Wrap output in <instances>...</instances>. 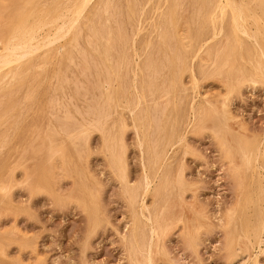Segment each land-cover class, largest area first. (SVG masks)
<instances>
[{
  "label": "rangeland",
  "instance_id": "rangeland-1",
  "mask_svg": "<svg viewBox=\"0 0 264 264\" xmlns=\"http://www.w3.org/2000/svg\"><path fill=\"white\" fill-rule=\"evenodd\" d=\"M212 1L111 0L108 19L104 13L93 23L84 18L47 56L41 50L31 59L36 68L0 84V264H147L149 244L152 264H252L256 254L257 264H264V231L259 245L252 234L257 202L243 196L251 183L243 153L264 144V71L252 69L250 41L239 49L231 39L227 17L223 42L210 40ZM234 1L264 52V0ZM49 2L0 0V48L14 25L25 18L34 23L37 15L29 12ZM191 68L196 101L221 102L222 124L187 128L184 143L156 170L147 148L175 121L183 133L195 94ZM152 94L158 101L148 122L142 112ZM144 172L151 188L143 215L151 224L128 203L127 191L141 193Z\"/></svg>",
  "mask_w": 264,
  "mask_h": 264
},
{
  "label": "bare ground",
  "instance_id": "bare-ground-1",
  "mask_svg": "<svg viewBox=\"0 0 264 264\" xmlns=\"http://www.w3.org/2000/svg\"><path fill=\"white\" fill-rule=\"evenodd\" d=\"M95 0H50L49 4L47 7L44 9H34L30 11L29 15H32L35 13L37 15V18L34 20V23L30 24V22L26 18L21 24H17V21L15 22L18 26L14 25V28H12V32L10 35L5 39V41L2 43V46L0 48V84L4 83L5 79H8L7 82H9V79H15V77L20 76L21 74L25 73L26 71H29L31 67H35L34 65H30L31 59L41 50L46 51L45 56L48 55V52L51 50L53 45L57 42H62L61 40L66 39L68 36H70L73 32L77 30L79 27L81 20L84 18H87L88 20L92 22V18L100 13H104L105 15L108 13L109 7L111 8V0H96L97 3L95 5H91L92 11L87 12L85 10L88 9L89 5L94 2ZM125 1V0H124ZM172 1V0H171ZM130 2V1H129ZM133 2V1H132ZM141 2V1H140ZM164 2V1H163ZM167 2V1H166ZM135 3V2H134ZM148 3V2H147ZM146 3V4H147ZM179 3V2H178ZM212 12L211 15L209 16V32H210V40H214L220 37V40L223 38L222 37V23L224 19L227 17L228 18V26H229V32H230V37L231 39H234L235 44L237 43L238 48L242 49V44L244 43V40L250 41L253 46V64L252 69L255 72L260 73L261 71H264V52L260 49V45L258 46V42L254 36L248 31L247 27H245V21L243 22L242 20L244 19L242 16V11L236 6V2L234 0H213L212 2ZM254 3V2H253ZM94 4V3H93ZM126 4V3H125ZM129 4V3H128ZM145 4V6H146ZM163 4V3H162ZM132 5V4H131ZM151 5V4H150ZM166 6V5H165ZM29 7V6H28ZM126 7V6H125ZM139 7V6H138ZM162 7V6H161ZM167 7V6H166ZM202 7V6H201ZM244 7H247L244 6ZM113 8V7H112ZM120 8V6H119ZM141 8V7H140ZM156 8V7H155ZM200 7H198L199 10ZM27 9V8H26ZM91 9V8H90ZM248 9V8H247ZM246 9V10H247ZM127 10V9H126ZM116 11V9L114 10ZM178 11V10H177ZM85 12V13H84ZM128 12V11H127ZM23 13V12H22ZM166 13V12H165ZM202 13V11H201ZM103 14V15H104ZM125 13H123V16ZM139 14V12L137 13ZM143 12L141 11L139 14L138 19L142 16ZM153 14V13H152ZM170 14V12H169ZM178 14V13H177ZM198 14V13H197ZM102 15V16H103ZM104 15V16H105ZM116 15V14H115ZM159 15V14H158ZM193 15V14H192ZM196 15V14H195ZM202 15V14H201ZM200 15V16H201ZM26 17L28 15H25ZM199 16V15H198ZM98 17V16H97ZM107 17V15H106ZM109 17V16H108ZM107 17V19H108ZM170 17V15H169ZM104 18V17H103ZM124 18V17H123ZM243 18V19H242ZM20 19V18H19ZM33 19V18H32ZM98 19V18H97ZM105 19V18H104ZM115 19V18H114ZM125 19V18H124ZM128 19V18H127ZM171 19V18H170ZM201 19V17L199 18ZM18 20V19H17ZM111 20V18H110ZM126 20V19H125ZM133 20V17H132ZM140 20V19H139ZM138 20V22H139ZM164 20L167 22L168 19L164 18ZM172 20V19H171ZM196 20V19H195ZM130 21V19L128 20ZM163 21V19H162ZM109 22V21H108ZM107 22V23H108ZM112 22V21H111ZM116 22V21H115ZM125 22V21H124ZM106 23V24H107ZM113 23V22H112ZM175 23V22H174ZM187 23V22H186ZM203 23V22H202ZM244 23V24H243ZM105 24V23H104ZM131 24H133L131 22ZM136 24V22H135ZM140 24V23H139ZM138 24V25H139ZM172 24V23H171ZM127 25V24H126ZM134 25V24H133ZM136 25V27H138ZM153 25V23L151 24ZM156 25V24H155ZM161 25V24H160ZM164 25V24H163ZM13 26V25H12ZM98 26V25H97ZM122 26V24H121ZM124 26V25H123ZM83 27V26H82ZM88 27H91V25L88 24ZM94 27V25H93ZM105 27V26H104ZM164 27V26H163ZM11 28V27H10ZM87 28V27H86ZM101 28V27H100ZM108 28V25H107ZM106 28V29H107ZM123 28V27H122ZM153 28V27H152ZM174 28V27H173ZM91 29V28H89ZM262 29V28H261ZM84 30V29H83ZM88 30V28H87ZM91 30H97L96 28H93ZM155 29H153L154 31ZM159 30V29H158ZM93 31V32H94ZM101 31V30H100ZM110 31V30H109ZM117 31V30H116ZM123 31V30H122ZM121 31V32H122ZM135 31V30H134ZM137 33L136 35L141 31V25L139 28H137ZM178 31V30H177ZM78 32V31H77ZM90 32V31H89ZM118 32V31H117ZM175 32V31H174ZM262 33V31H260ZM264 32V30H263ZM79 33V32H78ZM77 33V34H78ZM100 33V32H99ZM125 33V31H124ZM190 33V32H189ZM259 33V32H258ZM88 34V33H87ZM92 34V33H91ZM135 34V33H134ZM176 34V32H175ZM181 34V33H180ZM260 34V33H259ZM80 35V33H79ZM78 35V36H79ZM94 35V34H93ZM92 35V36H93ZM96 35V34H95ZM101 35V34H100ZM107 35V34H106ZM127 35V34H126ZM201 35V34H200ZM261 35V34H260ZM81 36V35H80ZM89 36V35H87ZM90 36V37H92ZM158 36V35H157ZM160 36V35H159ZM164 36V34H163ZM173 36V35H172ZM227 36V34H226ZM95 37V36H94ZM126 37V36H125ZM182 37V36H181ZM188 37V36H187ZM178 38V37H177ZM259 38V37H258ZM102 39V38H101ZM100 39V40H101ZM106 39V38H105ZM225 39V38H224ZM263 39V38H262ZM98 40V38H97ZM110 40V39H109ZM126 40V39H125ZM132 40V39H131ZM189 40V39H188ZM191 40V39H190ZM74 41V40H72ZM71 41V42H72ZM91 41V40H89ZM162 41V40H161ZM227 41V40H226ZM92 42V41H91ZM97 42V41H96ZM127 42V41H126ZM190 42V41H189ZM223 42V40H221ZM75 43V41H74ZM107 44L108 42L105 41ZM181 43V42H180ZM198 43V42H197ZM87 44V42H86ZM90 44V43H89ZM191 44V42H190ZM206 43H202L199 45V47L192 51L191 53V59H195L198 57L200 54L201 50L203 49L204 45ZM56 45V44H55ZM69 45V44H68ZM77 45V44H76ZM100 45V44H99ZM103 45H105L103 43ZM177 45H179L177 43ZM78 46V45H77ZM101 46V45H100ZM108 46V45H107ZM176 46V45H175ZM185 46V45H184ZM58 47V46H57ZM96 47V46H95ZM94 47V48H95ZM180 47V46H179ZM182 47V46H181ZM187 47V45H186ZM60 48V47H58ZM62 49V47H61ZM64 49V48H63ZM73 49V48H72ZM108 49V47H107ZM124 49V48H123ZM131 49V48H130ZM183 49V47H182ZM186 49V48H185ZM80 50V49H79ZM221 50V49H220ZM63 51V50H62ZM70 51V50H69ZM88 51V50H87ZM95 51V50H94ZM109 51V50H108ZM129 51V50H128ZM134 51V49H133ZM79 52V51H78ZM135 52V51H134ZM167 52V51H166ZM56 53V52H55ZM90 53V52H89ZM101 53V52H100ZM112 53V52H111ZM110 53V54H111ZM142 53V52H141ZM168 53V52H167ZM181 53V52H180ZM43 54V53H42ZM60 54V52H59ZM63 56L66 53H62ZM76 54V53H75ZM114 54V53H113ZM169 54V53H168ZM219 54V53H218ZM94 55V54H93ZM106 55V54H105ZM136 55V54H135ZM189 55V54H188ZM44 56V57H45ZM58 56V53H57ZM103 56V55H101ZM107 56V55H106ZM84 57V56H83ZM205 57V56H204ZM66 58V57H64ZM68 58V57H67ZM107 58V57H106ZM115 58V57H114ZM133 58V55H132ZM131 58V59H132ZM137 58V57H136ZM263 58V60H261ZM43 59V58H42ZM108 59V58H107ZM183 59V58H182ZM70 60H72L69 56L68 62L70 63ZM85 60V59H84ZM95 60V59H94ZM106 60V59H105ZM121 60V59H120ZM130 60V59H129ZM210 60V59H208ZM62 61V60H61ZM64 61V59H63ZM74 61V60H73ZM109 61V60H108ZM107 61V62H108ZM118 61V60H116ZM171 61V60H170ZM185 61V60H184ZM199 61V60H198ZM98 62V60H97ZM192 62V61H191ZM205 62V61H204ZM203 62V63H204ZM116 63V62H115ZM206 63V62H205ZM40 64V63H39ZM37 65V68L40 67V65ZM81 64V63H79ZM88 64V63H87ZM131 64V63H130ZM174 64V63H173ZM225 64V63H224ZM101 65V64H98ZM119 65V64H118ZM136 65V64H135ZM134 65V66H135ZM190 65V64H189ZM200 65V64H199ZM246 65V64H245ZM59 66V65H57ZM86 66V65H85ZM102 66V65H101ZM108 66V65H107ZM120 66V65H119ZM118 66V67H119ZM181 66V65H180ZM82 67V66H81ZM84 67V66H83ZM115 67H117L115 65ZM36 68V67H35ZM97 68V67H96ZM102 68V67H101ZM107 68V67H106ZM91 69V68H90ZM98 69V68H97ZM117 69V68H115ZM138 69V68H137ZM36 70V69H35ZM34 70V71H35ZM102 70V69H101ZM99 71V70H98ZM97 71V72H98ZM108 71V70H107ZM120 71V70H119ZM138 72V70H136ZM191 71L193 72L192 75V91L195 93L191 98H190V104L188 105V110H187V118L184 121V131L179 132L180 130L177 128L178 122L176 123V116H172V119L175 121L173 125H171L170 131H166L164 133L163 137L160 139L155 140V146L154 148H151L148 146V150L152 153V164L156 170H159L160 168L163 167L164 163L166 160L169 158V151H173V148L175 145H182L184 143L185 137L184 133L187 128H192V129H204L207 127V123H209V127H214L215 124L219 123L222 124V119L223 115L219 114V110L223 106L222 103L220 102V105H218V102H211L208 98H199V101H196L195 97H198L199 94L195 91L197 86H196V80L194 77V70L191 68ZM260 71V72H259ZM85 72V71H84ZM103 72V71H102ZM141 72V71H140ZM27 73V72H26ZM112 73V71H111ZM109 73V74H111ZM131 73V71H130ZM135 73V72H134ZM181 73V72H180ZM240 73V71L238 72ZM104 74V73H103ZM102 74V75H103ZM108 74V75H109ZM152 74V72H151ZM192 74V73H190ZM38 75V74H37ZM98 75V74H97ZM116 75V73H115ZM118 75V74H117ZM120 75V74H119ZM156 75V74H155ZM161 75V74H160ZM23 76V75H22ZM99 76V75H98ZM114 76V75H113ZM134 76V75H133ZM111 77V76H110ZM117 77V76H116ZM133 78V77H132ZM262 78L264 81V72L262 73ZM113 79V77H112ZM115 79V78H114ZM146 79V78H145ZM246 79V78H245ZM97 80V79H96ZM118 80V79H117ZM11 81V79H10ZM106 81V80H105ZM101 82V79H100ZM141 82V81H140ZM249 82V81H248ZM97 83V82H96ZM132 83V81H131ZM263 83V82H262ZM106 84V83H105ZM142 84V83H141ZM11 85V84H10ZM132 85V84H131ZM146 85V84H145ZM3 86V85H2ZM6 86V84H5ZM102 86V85H101ZM108 86V84H107ZM113 86V85H112ZM117 86V85H116ZM140 86V85H139ZM130 87V86H129ZM171 87V86H170ZM126 88V87H125ZM140 88V87H139ZM133 89L135 90V87L133 86ZM159 89V88H158ZM100 90V89H99ZM108 90V89H106ZM113 90V89H112ZM133 90V91H134ZM171 90V89H170ZM102 91V89H101ZM131 91V90H130ZM157 91V90H156ZM161 91V90H160ZM117 92V91H116ZM129 92V91H128ZM112 93V92H111ZM114 93V91H113ZM112 93V94H113ZM156 93V92H155ZM192 94V93H191ZM102 95V94H101ZM116 95V94H115ZM124 95V94H123ZM129 95V94H128ZM150 95V94H149ZM107 96V95H106ZM117 96V95H116ZM152 99H151V104L149 102H145L143 112H142V117L143 120L146 119L148 122L151 119V114H152V106L158 101L157 97L152 94ZM109 97V96H108ZM127 97V96H126ZM129 97V96H128ZM160 97V96H159ZM103 98V97H102ZM136 98V97H135ZM186 98V97H185ZM100 99V98H98ZM122 99V98H121ZM110 100V97H109ZM108 100V101H109ZM137 100V99H136ZM142 100V99H141ZM160 100V99H159ZM172 100V99H171ZM97 101V100H96ZM99 101V100H98ZM103 101V100H102ZM124 101V100H123ZM161 101V100H160ZM106 102V101H105ZM116 101H114L115 103ZM142 102V101H141ZM111 103V101H110ZM163 103V102H162ZM169 103V102H168ZM174 103V102H173ZM103 105V103H101ZM101 106V105H100ZM111 106V105H110ZM105 107V106H104ZM116 107V106H115ZM110 108V107H109ZM141 108V106H140ZM159 108V107H158ZM167 108V107H166ZM106 109V108H105ZM117 109V108H116ZM135 109V108H134ZM103 110V109H102ZM218 110V111H217ZM130 111V110H129ZM97 112V111H96ZM99 112V111H98ZM117 112V111H116ZM217 112L219 116H214L213 113ZM112 113V112H111ZM139 113V112H138ZM114 114V113H113ZM118 115V114H117ZM189 115V117H188ZM206 115V116H205ZM97 116V115H96ZM113 116V115H112ZM122 116V115H121ZM137 117V116H136ZM109 118V117H108ZM112 119V118H111ZM135 119V118H133ZM96 120V119H95ZM114 121V120H113ZM123 121V120H122ZM99 125V124H98ZM116 125V123H115ZM114 125V127H115ZM85 129V128H84ZM88 129V128H87ZM112 129V128H111ZM110 129V130H111ZM121 130V129H119ZM88 134V133H87ZM114 134V132L112 133ZM117 134V133H116ZM110 135V134H109ZM119 135V134H118ZM78 136V135H77ZM120 136H118L119 138ZM149 136L145 134V138L147 141ZM220 136H218L219 138ZM263 137V136H262ZM261 137V138H262ZM112 138V137H110ZM109 139V138H108ZM110 141V140H109ZM138 141V140H137ZM249 141V140H248ZM116 142V141H115ZM122 142V141H121ZM246 142V141H245ZM121 144V143H119ZM261 143H257L251 151L244 152L243 153V163L248 166V169L251 171V183L246 184L244 187L245 190L243 192L244 197H248L251 195L255 196L256 202H257V212L256 215L258 216V224H257V229L254 230L253 238L256 242V245L262 244V240L260 238V234L262 231H264V144L260 145ZM107 145V144H105ZM223 145V144H222ZM245 146V144L243 143ZM122 146V144H121ZM120 146V147H121ZM243 146V147H244ZM123 147V146H122ZM107 149V148H106ZM108 150V149H107ZM117 150V149H116ZM121 150H119L120 152ZM245 151V150H244ZM140 152V151H139ZM110 153V152H109ZM112 154V153H111ZM119 155V154H118ZM117 154L113 155V160L115 164L118 166H122L123 162L121 161L120 157ZM122 155V154H120ZM110 157V156H109ZM112 157V156H111ZM110 157V158H111ZM123 157V156H121ZM150 157V155H149ZM175 158V157H174ZM150 159V158H149ZM114 162H112L114 164ZM143 167V166H142ZM141 167V168H142ZM114 168V167H113ZM116 168V166H115ZM120 168V167H119ZM122 169V168H121ZM118 170V169H117ZM116 170V173L118 171ZM123 170V169H122ZM144 170V169H143ZM123 171L120 173V181H123V185H125V175L122 174ZM145 175L143 176L142 180V191L141 193H137V191L134 189V191L130 190L127 191L126 187L125 190L128 192V203L130 202L133 206L137 205L138 212L133 211L137 215H141L144 217L143 212L147 210V206L145 204V198L148 194V189L151 188L149 187V182L148 181V175L146 172H144ZM159 174V173H158ZM118 175V174H116ZM250 178V177H249ZM119 179V178H118ZM167 181V178L165 179ZM152 182V181H151ZM242 183V182H241ZM121 184V183H120ZM243 185V184H242ZM140 186V185H139ZM253 186V190H249ZM130 188V186H129ZM124 190V188H123ZM139 191V190H138ZM124 193V192H123ZM126 193V192H125ZM124 193V195H125ZM152 193V192H151ZM238 193V192H237ZM253 196V197H254ZM126 197V195H125ZM127 198V197H126ZM238 200V199H237ZM243 200V199H242ZM245 202V201H244ZM129 203L130 206H132ZM241 203V202H240ZM253 203V201H252ZM245 205V204H244ZM237 206V205H236ZM136 207V208H137ZM131 208V207H130ZM133 208V207H132ZM135 208V209H136ZM141 213V214H140ZM146 213V212H145ZM133 215V214H132ZM140 216V217H141ZM148 216V215H147ZM134 217V216H133ZM248 217V215H247ZM135 218V224H138V219ZM148 223H152V220L150 218L144 217ZM228 218V217H227ZM141 219V218H140ZM236 220V219H235ZM134 221V219H133ZM243 222V221H242ZM250 222V221H249ZM96 223V222H95ZM133 223V222H132ZM237 224V223H236ZM235 224V225H236ZM136 229V228H135ZM132 230V229H131ZM134 230V229H133ZM150 233H154L152 226L149 227ZM159 230V229H158ZM148 231V229H147ZM132 232V231H131ZM264 233V232H263ZM131 234V233H130ZM249 236V235H248ZM135 237H137L135 235ZM133 238V236L131 237ZM134 239V238H133ZM132 239V241H133ZM148 239V237H147ZM252 239V238H251ZM252 240V241H254ZM148 241V240H147ZM248 241V240H247ZM250 241V240H249ZM134 242V241H133ZM129 243V242H128ZM134 244V243H133ZM264 244V242H263ZM135 246V245H134ZM147 246V245H146ZM258 247V246H257ZM137 248V247H136ZM140 248V247H139ZM257 249V248H256ZM141 250V249H139ZM258 250V249H257ZM145 253V252H144ZM141 254V253H140ZM151 247L150 244L146 249V254L145 258L147 264H152V259H151ZM257 255V254H256ZM254 255L252 264H257V257ZM140 256V255H139ZM142 256V255H141ZM134 257V256H133ZM243 260V259H242ZM144 262V263H145ZM238 263V262H237ZM239 264V263H238Z\"/></svg>",
  "mask_w": 264,
  "mask_h": 264
}]
</instances>
